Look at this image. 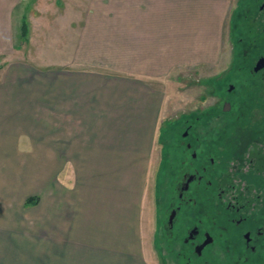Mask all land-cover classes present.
I'll return each mask as SVG.
<instances>
[{"label":"crops","instance_id":"0c3cea01","mask_svg":"<svg viewBox=\"0 0 264 264\" xmlns=\"http://www.w3.org/2000/svg\"><path fill=\"white\" fill-rule=\"evenodd\" d=\"M234 6L0 0V208L46 194L49 264H146L130 163L146 178L164 100L155 82L216 59Z\"/></svg>","mask_w":264,"mask_h":264},{"label":"flooded vegetation","instance_id":"af4514ba","mask_svg":"<svg viewBox=\"0 0 264 264\" xmlns=\"http://www.w3.org/2000/svg\"><path fill=\"white\" fill-rule=\"evenodd\" d=\"M235 36L239 76L218 77L170 143L162 264H264V0H239Z\"/></svg>","mask_w":264,"mask_h":264},{"label":"rangeland","instance_id":"374dc122","mask_svg":"<svg viewBox=\"0 0 264 264\" xmlns=\"http://www.w3.org/2000/svg\"><path fill=\"white\" fill-rule=\"evenodd\" d=\"M234 4V12L224 25L221 49L216 59H211L207 63L176 67L167 77H162L160 81L155 82L154 86L159 88L164 100L153 146L152 162H150L146 178L142 176L144 167H141V163H130L131 172L133 170L141 173L137 177L138 183L141 186L144 184L139 245L146 264H162L157 222L163 203L171 195L168 187L169 176L164 169V165L170 161V143L174 137L179 136L178 130L185 121V114L198 111V108H204L210 101H213L211 93L214 91V82L218 77L239 76L236 69H230L237 48L235 17L239 0H234ZM28 29L29 27L27 31ZM51 37L54 40L57 39L56 34ZM72 178L73 175L71 178H66L68 184L65 181L57 184L63 186L64 189L72 184L70 183ZM22 196L24 195H21L20 201L17 202L18 208L16 203H11L10 205L15 208L10 209L1 204L0 217L2 215L3 217L0 222V264H49V260L42 255L45 220L43 196H47L39 194L38 203L24 205L21 202ZM138 260H142L141 256Z\"/></svg>","mask_w":264,"mask_h":264},{"label":"trees","instance_id":"16d2710c","mask_svg":"<svg viewBox=\"0 0 264 264\" xmlns=\"http://www.w3.org/2000/svg\"><path fill=\"white\" fill-rule=\"evenodd\" d=\"M27 38V24L26 22L24 21L23 24H22V41H25ZM39 202V196H32V197H29L27 200H26V204H35V203H38Z\"/></svg>","mask_w":264,"mask_h":264}]
</instances>
